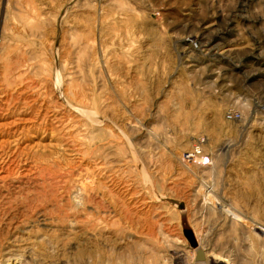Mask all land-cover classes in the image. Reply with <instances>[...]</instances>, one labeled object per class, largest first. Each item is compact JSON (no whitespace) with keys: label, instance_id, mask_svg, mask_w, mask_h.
<instances>
[{"label":"rangeland","instance_id":"374dc122","mask_svg":"<svg viewBox=\"0 0 264 264\" xmlns=\"http://www.w3.org/2000/svg\"><path fill=\"white\" fill-rule=\"evenodd\" d=\"M0 264H264V0H0Z\"/></svg>","mask_w":264,"mask_h":264},{"label":"built area","instance_id":"2783aa9c","mask_svg":"<svg viewBox=\"0 0 264 264\" xmlns=\"http://www.w3.org/2000/svg\"><path fill=\"white\" fill-rule=\"evenodd\" d=\"M233 115L234 114H230V113L227 114L228 117L233 116ZM200 153H201V148L198 145H195V146L191 147L190 149H188L184 152V157H193L194 158V157L200 155Z\"/></svg>","mask_w":264,"mask_h":264},{"label":"bare ground","instance_id":"6f19581e","mask_svg":"<svg viewBox=\"0 0 264 264\" xmlns=\"http://www.w3.org/2000/svg\"><path fill=\"white\" fill-rule=\"evenodd\" d=\"M189 40H191V39H189ZM190 42L193 43V42H195V41L191 40ZM90 117L93 118L92 115H91ZM96 121H97V120H96ZM98 121H99V120H98ZM94 122H95V120H94Z\"/></svg>","mask_w":264,"mask_h":264},{"label":"water","instance_id":"95a60500","mask_svg":"<svg viewBox=\"0 0 264 264\" xmlns=\"http://www.w3.org/2000/svg\"><path fill=\"white\" fill-rule=\"evenodd\" d=\"M187 235L190 237V234L187 232ZM191 238V237H190ZM191 240H193V239H191ZM198 253L200 254V252L198 251Z\"/></svg>","mask_w":264,"mask_h":264}]
</instances>
